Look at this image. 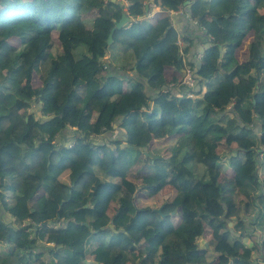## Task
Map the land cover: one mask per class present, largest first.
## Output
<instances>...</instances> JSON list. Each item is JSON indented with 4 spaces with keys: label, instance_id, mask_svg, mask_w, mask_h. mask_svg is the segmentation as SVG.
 <instances>
[{
    "label": "trees",
    "instance_id": "1",
    "mask_svg": "<svg viewBox=\"0 0 264 264\" xmlns=\"http://www.w3.org/2000/svg\"><path fill=\"white\" fill-rule=\"evenodd\" d=\"M128 1L136 17L111 46L120 1L0 0V264H264V234L250 239L264 231V0H158L151 18ZM179 6L209 42L188 61L194 88L179 82L190 47L165 13ZM169 184V200L141 205ZM235 190L245 215L257 197L254 220Z\"/></svg>",
    "mask_w": 264,
    "mask_h": 264
},
{
    "label": "rangeland",
    "instance_id": "2",
    "mask_svg": "<svg viewBox=\"0 0 264 264\" xmlns=\"http://www.w3.org/2000/svg\"><path fill=\"white\" fill-rule=\"evenodd\" d=\"M116 1H120L121 2V5H123V11L125 12V13H127V15L128 16H130L131 18H135L136 16L134 15V14H131L130 12H129V7H130V3H129V1L128 0H116ZM146 2L148 3V5L149 6H152L153 7V9L152 10H144V12L145 13H147V16L149 17V18H151L152 17V14L154 13V12H158V11H162L163 9H162V7H160V5H159V3H158V0H146ZM233 2V4H235L236 3V0H233L232 1ZM188 3V2H187ZM184 5H186V4H184ZM182 6H179V8H178V10L177 11H174V10H171V11H168L167 12V16L169 17V20L171 21V16H174L175 14H181L180 13V11L182 10ZM184 13H182V15H183ZM185 16H186V18L187 17H189V14H184ZM189 21H191V23H192V21L193 20H191V17H189V18H187ZM200 19V18H199ZM194 25H196L197 26V24H196V22L194 21ZM128 27V26H127ZM178 32V37H177V40H176V43L179 45V49H181V50H183L182 48V46L181 45H184V43H183V36H181L180 35V31H177ZM185 33V35L187 36V32H184ZM199 34V36H201V38H199V40H196V42H194V44L192 45V47H195V49L197 50L196 52L197 53H195L194 54V56H195V58L197 59V60H199L200 59V57H201V53L200 52H202L203 51V49H205V48H207V47H209V42H208V40H205V38H203V35H200L201 34V32H199L198 33ZM194 40V38H192V41ZM251 41H252V33H248L246 36H245V38L243 39V41H242V45H241V47L236 51V57H237V59L239 60V61H241V59L242 58H244V50H246L247 48H248V46H249V44L251 43ZM112 45L111 46H113L114 45V42L113 43H111ZM191 47V46H190ZM199 50V51H198ZM183 53H187V52H185L184 50H183ZM182 54V53H181ZM189 55V54H188ZM194 56L192 57V56H190L191 57V61H195V59H194ZM109 57V53L107 52V55H105V57L104 58H108ZM183 65H184V68L186 69V68H189V69H191L190 67L191 66H189V62L186 60V58H184L183 59ZM116 67H120V65H117ZM130 74H133L132 72H129ZM171 72H169V74H170ZM182 76H183V74H182ZM182 76L180 75V78L182 79ZM179 82H181V80L179 81ZM32 83H33V85L34 86H39L40 85V79H39V73H36V74H33V76H32ZM205 90H206V88H203L202 89V92H201V94H200V96L205 92ZM193 97H195L194 95H192L190 98H193ZM33 110V109H32ZM32 110H30V111H32ZM94 114V113H93ZM23 120H24V118L22 117V118H20V117H18V120H16V124H15V128H16V133H20L22 130H24V125L22 124V122H23ZM117 124V127H116V129H115V131L113 132L115 135H118L119 133H121V132H119V130H118V126H119V124H120V122H116ZM153 135H154V137H155V141H154V143H153V145H151V146H153V148L155 149V148H157L156 146H157V141H160V140H162V139H164L166 136H167V133L165 132V130L162 128V127H158V128H156L155 130H153ZM167 147V146H166ZM166 147H163V148H161L159 151H160V153L159 154H166L167 153V148ZM232 148L231 147H227V146H225V145H221L218 149H217V153L220 155V157H221V160H220V162H221V170H223V172H225L226 170H227V167H228V161L226 160V157L227 156H229L232 152ZM190 166H192V164L190 165ZM201 166V165H200ZM198 166V165H196V166H194V170H195V172H200L201 171V168L203 169V166ZM223 166V167H222ZM226 172H228V171H226ZM23 179H24V181L26 182V184L28 185V187H30V189H34V187H35V185H37V184H34V182H32L31 180H30V176L29 175H26V174H23ZM257 179L260 181V183L261 182H263L264 181V171L262 170H260V171H258V173H257ZM164 188V189H163ZM162 189H161V193L158 195V200H156V199H152V198H141L140 196H138V199L140 200V202H141V205H145V206H151V207H156L157 208V206L156 205H158L160 202L162 203L163 201H167V200H169L168 198H167V196L170 194V193H172V189L169 187V186H166V187H163ZM246 199H244V197H243V195L238 191V190H235V194H234V202L236 203V205L237 206H239L240 207V212H239V214L240 215H242L243 216V218L245 219V220H250V221H252V220H254L257 216H258V214H259V212H257L258 210V207H259V202H258V200H257V197L254 199V205L253 206H251L249 209H248V211H249V214L248 215H245L244 214V204L246 203V201H245ZM160 203V204H161ZM159 208H161V206L159 207ZM0 211H1V207H0ZM5 218H8V216L7 215H3ZM250 232H251V237H250V239L251 240H257V239H261L262 238V235L264 234V231L261 229V228H259V229H255V228H251L250 229ZM205 241V240H204ZM202 245V244H201ZM43 249V248H42ZM7 250V247H6V245L4 244V243H2V242H0V256L1 257H4V256H6L7 254H6V251ZM230 251V252H232L231 250H230V245L228 244V243H226L225 245H224V247L223 248H220L218 251ZM233 253V252H232ZM262 258H260V263H263L262 262ZM40 261H47V262H51V264H62V262H63V259L60 257V256H53L52 258L50 257V256H48L47 254L45 255V256H43V257H41V259H40ZM29 263H31V261L29 262V259H27V262H22L21 260H20V257H19V255H17V253H15L12 257H9V258H4L3 259V264H29ZM37 263H39V261H37ZM33 264V263H32Z\"/></svg>",
    "mask_w": 264,
    "mask_h": 264
},
{
    "label": "crops",
    "instance_id": "3",
    "mask_svg": "<svg viewBox=\"0 0 264 264\" xmlns=\"http://www.w3.org/2000/svg\"><path fill=\"white\" fill-rule=\"evenodd\" d=\"M186 1V0H185ZM184 2V1H183ZM147 6V9L144 8V10H148V8L150 7L148 5V3L145 1V7ZM186 9L185 6L182 8V10L180 11V15L179 14H175L174 16H171V25L177 30V31H180V35L183 36V43L184 45H181L184 49V48H189L190 46V53L187 52V53H182L183 55V59L186 58L187 61H189L191 59L190 56H192V53L195 54L197 53L195 47H192V45L194 44V40L192 41V38H196L197 35H199V31H197V27L196 25H194V22L193 24L191 23V21H189L186 16L184 14H186ZM178 10V9H177ZM168 11H171V10H168ZM167 11V12H168ZM146 12V11H145ZM165 12V13H167ZM125 13V12H124ZM155 13V12H154ZM182 13H184L182 15ZM127 14V13H126ZM130 17V16H129ZM140 17H137V19H139ZM132 22H134V18H132ZM184 32H187V36L185 35ZM195 36V37H194ZM189 37V38H188ZM187 38V39H186ZM199 51V50H198ZM189 54V55H188ZM33 182V181H32ZM169 186L170 188L173 187L171 184L167 185ZM205 240V241H204ZM206 238H203L200 240V244H203V245H206L207 246V243H206Z\"/></svg>",
    "mask_w": 264,
    "mask_h": 264
},
{
    "label": "water",
    "instance_id": "4",
    "mask_svg": "<svg viewBox=\"0 0 264 264\" xmlns=\"http://www.w3.org/2000/svg\"><path fill=\"white\" fill-rule=\"evenodd\" d=\"M188 1H185L184 4H187ZM147 9V6L145 7ZM132 21V18L129 17L126 13H122L121 17L118 21H115L114 27L111 28L110 33L108 34L107 37V44L110 45L112 43V35L115 32L116 29H120L123 26H125L127 23H130ZM33 111V110H32ZM157 211H160V208L157 209ZM231 222H228V225H231Z\"/></svg>",
    "mask_w": 264,
    "mask_h": 264
},
{
    "label": "built area",
    "instance_id": "5",
    "mask_svg": "<svg viewBox=\"0 0 264 264\" xmlns=\"http://www.w3.org/2000/svg\"><path fill=\"white\" fill-rule=\"evenodd\" d=\"M194 77H193V72L191 69L189 68H186L184 69V72H183V76H182V79H181V82L182 84L184 85H187L191 88H194ZM193 94L189 93L187 97H191Z\"/></svg>",
    "mask_w": 264,
    "mask_h": 264
}]
</instances>
